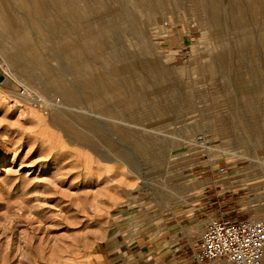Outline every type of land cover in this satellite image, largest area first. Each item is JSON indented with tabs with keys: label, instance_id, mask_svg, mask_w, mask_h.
<instances>
[{
	"label": "rangeland",
	"instance_id": "obj_1",
	"mask_svg": "<svg viewBox=\"0 0 264 264\" xmlns=\"http://www.w3.org/2000/svg\"><path fill=\"white\" fill-rule=\"evenodd\" d=\"M171 212L264 219V0H0V264Z\"/></svg>",
	"mask_w": 264,
	"mask_h": 264
},
{
	"label": "crops",
	"instance_id": "obj_2",
	"mask_svg": "<svg viewBox=\"0 0 264 264\" xmlns=\"http://www.w3.org/2000/svg\"><path fill=\"white\" fill-rule=\"evenodd\" d=\"M160 219L146 223L147 235L138 232L122 236L116 248L101 254V264H196L193 252L202 225H192L188 215L181 212Z\"/></svg>",
	"mask_w": 264,
	"mask_h": 264
},
{
	"label": "built area",
	"instance_id": "obj_3",
	"mask_svg": "<svg viewBox=\"0 0 264 264\" xmlns=\"http://www.w3.org/2000/svg\"><path fill=\"white\" fill-rule=\"evenodd\" d=\"M263 256L264 219L249 217L231 220L225 214L206 218L193 252L196 264L209 261L262 264Z\"/></svg>",
	"mask_w": 264,
	"mask_h": 264
},
{
	"label": "water",
	"instance_id": "obj_4",
	"mask_svg": "<svg viewBox=\"0 0 264 264\" xmlns=\"http://www.w3.org/2000/svg\"><path fill=\"white\" fill-rule=\"evenodd\" d=\"M2 77V76H1ZM198 139L200 140L201 139V136H198Z\"/></svg>",
	"mask_w": 264,
	"mask_h": 264
},
{
	"label": "bare ground",
	"instance_id": "obj_5",
	"mask_svg": "<svg viewBox=\"0 0 264 264\" xmlns=\"http://www.w3.org/2000/svg\"><path fill=\"white\" fill-rule=\"evenodd\" d=\"M263 259H264V256H263ZM263 259H262V263H263Z\"/></svg>",
	"mask_w": 264,
	"mask_h": 264
}]
</instances>
